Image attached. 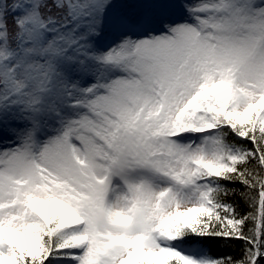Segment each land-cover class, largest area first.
<instances>
[{
  "label": "snow or ice",
  "instance_id": "1",
  "mask_svg": "<svg viewBox=\"0 0 264 264\" xmlns=\"http://www.w3.org/2000/svg\"><path fill=\"white\" fill-rule=\"evenodd\" d=\"M0 264H264V0H0Z\"/></svg>",
  "mask_w": 264,
  "mask_h": 264
},
{
  "label": "trees",
  "instance_id": "2",
  "mask_svg": "<svg viewBox=\"0 0 264 264\" xmlns=\"http://www.w3.org/2000/svg\"><path fill=\"white\" fill-rule=\"evenodd\" d=\"M238 188H241V186H237ZM237 207L241 213H246L250 211L251 209L248 207V204L245 203L243 200H237ZM208 245V251L213 256H231L234 258H239L241 254V250L243 247L242 242L240 241H231V240H221V239H205L203 240Z\"/></svg>",
  "mask_w": 264,
  "mask_h": 264
},
{
  "label": "rangeland",
  "instance_id": "3",
  "mask_svg": "<svg viewBox=\"0 0 264 264\" xmlns=\"http://www.w3.org/2000/svg\"><path fill=\"white\" fill-rule=\"evenodd\" d=\"M196 247H202L204 250H205V247L204 246H202V245H200V244H197V245H195Z\"/></svg>",
  "mask_w": 264,
  "mask_h": 264
}]
</instances>
